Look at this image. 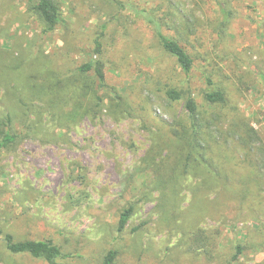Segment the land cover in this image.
<instances>
[{
  "label": "rangeland",
  "instance_id": "1",
  "mask_svg": "<svg viewBox=\"0 0 264 264\" xmlns=\"http://www.w3.org/2000/svg\"><path fill=\"white\" fill-rule=\"evenodd\" d=\"M30 1L0 0V139L15 135L0 159V264H49L9 251L7 233L52 240L60 264L111 250L112 264H264V0H54L51 31ZM96 59L103 82L80 70ZM213 89L225 101L207 102ZM215 167L248 199L226 197Z\"/></svg>",
  "mask_w": 264,
  "mask_h": 264
},
{
  "label": "trees",
  "instance_id": "2",
  "mask_svg": "<svg viewBox=\"0 0 264 264\" xmlns=\"http://www.w3.org/2000/svg\"><path fill=\"white\" fill-rule=\"evenodd\" d=\"M30 10L37 15L39 20L44 25L45 31L53 30L60 20V9L54 0H31L30 1ZM141 12H144L141 11ZM158 27V25H157ZM159 29V28H157ZM159 43L161 48L173 56L176 60L177 64L181 67V69L185 72H189L193 67V59L185 47L176 39L168 37L160 30L157 31ZM94 52L97 55L102 53V42L101 36L98 35L94 39ZM94 69L95 74L100 82L104 80V71L103 65L100 59H96L94 61H90L85 63L80 67L81 71H87ZM207 84L211 85L212 80L207 77ZM167 95L172 100H179L181 96V92L170 88L167 91ZM205 100L209 103H222L225 101V96L223 91L220 89L208 90L205 93ZM185 106L188 110V118H189V127L185 129L188 133H192L194 138H197L199 134H201L200 126L202 123L197 119V103L192 96H187L185 101ZM15 138V135H11L9 133L3 134L0 139V159L1 153L4 147H6L10 142H12ZM211 166V165H210ZM264 166V165H260ZM215 171L217 173L215 174ZM216 177L221 180V189L226 197L231 195L232 197L239 199L240 202H244L248 199L249 193L246 181L237 179L235 183L229 181V175L227 171L221 172L220 169L214 168L211 171ZM132 213V207L126 208L119 216V230L123 229L126 225L130 214ZM6 247L12 253H27L32 255L33 257L43 258L49 264H60L58 259L61 258L62 252L58 245H56L50 239L44 240H34L27 239L17 241L14 240L13 236L10 233L5 234L4 237ZM242 251V247L237 246V252L240 253ZM115 251L111 250L107 253L104 259V264H112L115 258ZM236 258V256H235Z\"/></svg>",
  "mask_w": 264,
  "mask_h": 264
}]
</instances>
